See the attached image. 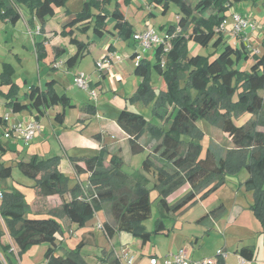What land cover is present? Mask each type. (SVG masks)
<instances>
[{
	"label": "trees",
	"instance_id": "obj_1",
	"mask_svg": "<svg viewBox=\"0 0 264 264\" xmlns=\"http://www.w3.org/2000/svg\"><path fill=\"white\" fill-rule=\"evenodd\" d=\"M112 1L84 0L82 10L71 20L64 22L61 34L69 36L70 42L77 47L76 53L66 60L68 67L75 66L89 49V42L80 39L77 34L79 32L84 34L92 31L99 37L106 32H116L119 38L136 42V31L126 19L123 8L119 5L111 10L108 8ZM151 1L164 5V12L170 2L178 3L180 17L177 25L168 28L164 41L154 45L156 59L144 56L135 65V73L142 80L136 92L127 100L129 103L153 102V114L161 117V121L169 119V126L164 128L161 121L152 123L144 114L128 108L120 111L117 122L129 135L130 148L134 154L144 150L141 139L146 131L158 139L153 154L149 152L142 161L143 171L155 176L153 186H149L150 177H143L141 172H136V179H132L123 170L124 162L118 155H112L109 166L105 167L104 152L86 159L85 170L90 172V200L78 198L81 192L78 184L69 189V178L56 167L59 156L42 158L34 155L28 162L20 161V169L36 180L35 187H39L44 196L63 195L71 190L73 197L63 202L62 211L72 222L83 226L93 218L97 210L103 209L111 217V221L105 224L110 236L126 231L146 241L151 233L146 230L144 221L152 213V190L158 191L163 213L178 212L191 204L198 195L201 194L204 198L219 188L225 183L228 173H236L245 167L250 173L245 183L248 188L255 190L253 211L264 224V119H261V127H258L252 116L245 124H238L235 120L239 114L246 112L255 116L257 112L264 110V52L259 55L260 51L256 52L251 48L243 39L244 34L241 35V43H229L224 31L220 29L229 8L241 2L256 5L263 0H197L195 4L189 0ZM66 2L67 0H0V18L15 24L21 18L19 5L24 4L31 15L30 27L34 28L38 21L40 29H43ZM208 11L210 12L207 13ZM168 36L171 44L167 45L165 41ZM190 41L202 46L212 45L214 50L208 56L191 55ZM35 47L38 60H42L47 53L44 40L36 41ZM62 52H65L63 47L56 48L57 55ZM137 54L136 52L132 56L136 58ZM250 55L253 56L254 63L249 71L236 67L240 59L250 58ZM153 68L162 79H159L158 85L165 83V89L161 88L158 93L151 84ZM13 72L12 67L6 69L2 78L3 82L10 84L5 94L8 105L14 112L31 106L40 108L43 103L61 104L64 108L71 106V98L66 93L58 94L51 88L41 90L38 85L30 87V103L24 104L17 94L18 85L11 78ZM182 80L187 82L185 87L180 83ZM52 83L53 81L48 82L49 87ZM192 90L197 91L196 96L192 95ZM64 117V110L57 115L60 122ZM201 118H209L217 123L232 139L235 147L224 149L212 145L207 147L206 154L202 156V145L199 143L201 130L197 126ZM152 155L158 156L162 162L160 166H156ZM75 167L78 172L84 169L77 164ZM11 174V166L1 165V177H10ZM183 183L190 185L189 192L175 203H170L168 196ZM2 191L4 197L0 202V213L9 236L18 248L19 256L30 246L45 243L46 264H84L80 256L82 243L71 254H56L59 248L57 233L61 230V223L56 217L29 216V203L23 191L16 187L11 191ZM222 210L220 205L207 216H218ZM160 230H166L162 222L156 228V231ZM5 235L4 229H1L0 248L9 261L8 253L16 252L12 250L11 242L2 241V236ZM240 254L250 260L253 249L244 247ZM112 263L120 264L115 257Z\"/></svg>",
	"mask_w": 264,
	"mask_h": 264
},
{
	"label": "crops",
	"instance_id": "obj_2",
	"mask_svg": "<svg viewBox=\"0 0 264 264\" xmlns=\"http://www.w3.org/2000/svg\"><path fill=\"white\" fill-rule=\"evenodd\" d=\"M232 7L235 8L236 12L249 16L256 23L257 21L259 22V19L264 21V0L256 5L250 2H241ZM54 17L58 19L57 24L55 22L52 26H48L49 22L47 21L44 28L36 32L33 31L40 28L38 26L40 23L36 21L35 28L30 27L29 23H27L30 34L33 33V36L35 34V37L31 39V45L34 47L33 52L36 58V41L44 40L47 50L46 56L42 60H38L37 58L39 79L34 80V83L30 82L27 76L28 72L24 69L23 72H20L21 81L16 78L19 64L23 66V58L19 52L14 47L8 51L0 49V167L1 165L11 166L12 174L10 177H12V168L14 166L19 167L20 161L28 162L34 155L42 158L59 156L60 158L56 164L57 169L69 178V189H72L77 184L80 186L82 193H79L78 198H82L84 188L88 185L87 179L90 176V172L85 170L87 158L104 152L105 167L109 166L112 155L120 156L124 162L123 166L128 161L126 157L121 155L124 152V147H126L122 145V142L125 144L129 143V135L117 122L120 111L126 108L135 110L140 103L147 107H151L154 103L145 104L140 101L129 103L127 100L129 96L136 92L142 80L135 73L136 58L132 54L137 52L142 56L143 50L141 47H137L138 45L134 40H132L134 45L133 52L127 55L124 61L117 62L119 60H115L112 66L100 70L99 73L94 72V69H90L89 72L85 71L90 76L92 88L97 91V98L91 97L84 89H80L86 94L83 98H77L71 93L75 85V74L77 72H70L75 66L68 67L66 60L76 53L77 47L70 42L69 36L61 34L62 26L69 19V16L65 12L60 13L58 11ZM28 18H30V15ZM1 21L5 22L4 29L8 26L15 27L19 22L13 25L12 22L6 19H2ZM232 23L233 19L230 22V32H228L227 41L233 44L241 43L242 37L233 35L231 31ZM260 25L261 29H259L257 23L256 30L252 29L247 34L245 33L246 35H250L248 36L250 41L253 37L258 38L261 36V38H264V25ZM96 37L115 39L106 44V49L104 48L102 54L99 56L100 58L118 51L116 38L119 37L116 35V32H106L102 37ZM50 45L52 46V51L48 48ZM25 47L27 48L28 45H25ZM57 47H63L65 52L57 55ZM250 47L256 49L252 44ZM88 50L91 51L90 47ZM152 50L155 52L154 46L149 48L147 54ZM258 51L260 50L258 49ZM147 54L144 56L147 57ZM42 62L49 65L47 70L46 68L44 69V81L42 80L43 71H41ZM6 63L10 65H5ZM11 67L14 70L11 78L18 85L17 94H19L24 104L30 103V98L28 97L30 87L38 85L41 90L51 88L58 94L66 93L71 98V106L68 105L64 108L61 104L43 103L40 105V108L31 106L22 111L14 112L11 106L8 105V98L5 94L10 84L3 82L2 78L3 72L6 69H11ZM59 69H65V73L71 75L72 80L67 82L59 77ZM49 81H53L50 87L48 85ZM77 88L79 89V87ZM63 110L65 111V117L60 122L57 115ZM7 114L10 116L12 122L35 120L40 125L38 134L29 142H26L17 131L12 132L10 137H6L8 123L4 121L3 116ZM147 135L149 136L148 138ZM149 138L152 140L149 141ZM141 143L144 146V150L140 154L144 155V153L153 152L154 147L152 146L154 143H158V139L153 138L146 131L141 139ZM132 154V158H137V154L139 153L134 154L132 152ZM76 164L83 167V171L78 172L75 167ZM243 170H246L245 175L240 177ZM21 172L23 173L22 170ZM136 172H141L143 177H146V175L149 177L153 176L154 179L150 178L149 183L155 181L154 174H146L143 171L142 165H139L133 172L127 173L135 180ZM230 175L238 176L236 184L229 185L228 176ZM249 176L250 173L245 167H242L236 173H228L225 183L219 188L204 198L201 197V194L198 195L191 204L178 212L163 213L159 205V216L155 219L153 227L149 228L148 221L152 218V209L151 216L144 221L146 230L151 233L150 238L146 241L126 231L116 232L113 236H110L105 229V224L106 222H110L111 218L103 209L97 210L93 216L94 220H97V228L94 226L93 218L83 226H79L77 223L72 222L62 211L63 202L69 201L73 197L71 190H68L63 195L53 194L44 196L40 193V188L35 187L36 180L31 177L34 182H28L27 184L33 191L32 201L31 203L28 202L29 212L35 215L48 213L56 218L58 216L62 218L64 224L63 226L61 225V230L57 233L59 248L56 254L61 256L71 254L72 250L82 243L80 256L84 264H113L112 260L114 257L119 259L120 264H154L153 258H157L156 264H162L159 259L160 257L170 252H176L181 248H185L193 259L212 258L213 262L211 264H264V224L253 211L252 205L255 203L256 198L255 190L248 188L245 183ZM10 177L3 178L0 176L1 190L11 191L14 187H20L15 184L10 185ZM225 186H230L233 192H235V194L232 192L233 197L231 196L230 198L229 196L227 201L225 198L219 197L216 205H208V201L216 195V192ZM189 190L190 185L188 184L181 194L176 193L171 198L177 196L176 201H178ZM171 198L168 197V201L175 203L176 201L174 202ZM220 205L223 207V210L218 216H207L210 211ZM204 216L206 217L203 218ZM159 222L165 225L166 230L156 231ZM1 229L4 228L0 227ZM215 231H218L221 236H225V238L223 237L225 239L224 242L215 245V253L212 251L202 252L200 247H202L204 237L210 236ZM2 241L14 244L13 240L7 238L6 235L2 236ZM244 247L253 249L252 259L248 260L240 254V250ZM36 248L32 247L19 256L16 246L15 254L8 253L9 261L6 260L4 252L0 248V261H2V264H46L45 253L47 244L43 243L41 244V248ZM32 252L36 254L35 258L28 259ZM131 257L133 258V262H129V258Z\"/></svg>",
	"mask_w": 264,
	"mask_h": 264
},
{
	"label": "rangeland",
	"instance_id": "obj_3",
	"mask_svg": "<svg viewBox=\"0 0 264 264\" xmlns=\"http://www.w3.org/2000/svg\"><path fill=\"white\" fill-rule=\"evenodd\" d=\"M83 1L84 0H67L66 4L62 7H59L58 11L60 13H63V12L66 13V10L69 11L66 14L69 16V19L71 20L74 16H76L82 10ZM196 1L197 0H189V2H191L192 4H195ZM118 5L123 8V10L126 13V19L134 27L135 30H143L144 28L151 26V27H154L156 29L157 33L162 38L164 36H167V30L171 25H177L178 24V19L180 17L179 16L180 6L176 2H170L169 7L165 12H164V5L157 4L155 2H152L151 0H113L112 4L109 5L108 8L111 10V9H114ZM19 11L22 15H21L20 21L18 20L19 22L17 23V25H15V27L8 26L4 29L5 22L1 21L2 19L0 18V49H3L4 51L5 50L8 51L9 49H12L14 47L15 50L17 52H19V54L23 58V66L19 64L18 74L16 75V78L21 81L20 72H23L24 70H26L28 72L27 76L30 79V82L34 83V80L39 79L38 62H37L36 55L33 52L34 47H32V45H31V39H33V37H35V34L33 36V33L30 34V32L28 31L27 23H29V19H30V18H28L30 15L29 9L24 4H20L19 5ZM209 12L210 11H208L207 13H209ZM234 13H239V12L235 11L234 7L229 8V10L225 12L226 17L224 19V22H225L224 34L226 37L228 35V32H230L229 31L230 30V22H232V19H233V23H234V16H233ZM247 17H249V16H247ZM26 19H28V20H26ZM250 19L253 20L252 18H250ZM57 20H58L57 17L50 18L48 20V22H49L48 26H52L55 22L57 24L58 23ZM253 21L255 22L256 27L255 28H248L246 31V34L249 30H252V29L256 30L257 29V23H258L259 29H261L260 24L264 25V21L261 19H259V22L257 21V23L255 20H253ZM233 23H232V27H233ZM38 26L40 27V25H38ZM36 31H40V28L34 29L33 32H36ZM231 31H232V29H231ZM77 34H78V37L80 39L84 40L85 42H89V44H90L89 47H90L91 51L88 50L87 53L85 54L84 58H82L75 65V68L73 67V69H71L70 72L72 73L74 71L78 72V71H83V70H84L83 72H85V71L89 72L90 69H94V72L99 73L100 70L97 67V61L101 59L99 56L102 54V51L106 47V44L111 42V40H115V39L108 38V37L97 38L92 31H89V32L84 33V34H81L79 32ZM248 36H250V35H246V38H245L246 41L248 42V44L250 46H251V44H252V46L254 45V47L256 48L254 50L256 52H258V49H259L260 50L259 55L263 54V52H264V38H261V36L258 38L253 37L250 41ZM120 39L116 38L118 51L115 52V54H114L115 56L118 55L120 58L115 57L113 62H115V60H119L117 62H122V60L124 61L126 59L125 57H127V55L132 53L133 49H134V45H133L132 40L128 41L125 39H121V40ZM226 41H227V39H226ZM250 42H252V43L250 44ZM166 44L167 45L171 44L169 36L166 40ZM25 45H28V47L26 48ZM48 48L50 51H52L51 45ZM213 50H214V47L212 45L202 46V45L195 43L193 41L189 42V53L191 55L202 54V55L208 56L213 52ZM147 51H149V49H147L146 51H144V50L142 51L143 57L145 54H147ZM68 52H69V49H68ZM153 53L155 54V52H153V50H152L149 54H147V58H153L152 60H155L156 56H154ZM98 58H100V59H98ZM163 59H165V57H163ZM253 59L254 58L252 55H250V58H242L236 64V67L243 69L245 71H249L252 64L254 63ZM61 66H59V67H61ZM45 68L47 70L49 68V65H46L45 62H42L41 63V71H43V73H42V80L43 81L45 80V72H44ZM62 68H64V67L62 66ZM58 75H59V77L63 78L67 82L72 80L71 75L65 73V69H59ZM159 79L162 80L159 77L158 71H156L155 68H153L152 74H151V84L153 85V87L157 93L160 91L161 88L165 89V83H164V86H163V82H162V85H160V86L157 84ZM180 83L183 87H185L187 82L185 80H182V81H180ZM74 84L76 85V82ZM75 85H74L73 89L71 90V93H73L77 98H83L86 95L85 92L80 90V89H82L81 87L76 85L77 87H79V89H78ZM84 90L87 91L90 94V96L92 97L91 93L88 90H86V89H84ZM191 93L193 96L197 95L196 90H192ZM97 96H98V94H97ZM152 105H151V107H147V106H144L142 103H140L138 105V108L135 109V111H139V112L143 113L145 116L148 117V119L152 123H158L159 121L162 120V118L157 117L153 114ZM251 116L255 121H257L258 127L259 126L261 127L262 126L261 119L262 118L264 119V110L261 112H257L255 114V116L251 115L250 113H246V112L239 114L238 116H236L235 120L238 124H245L248 121V119L251 118ZM161 122L163 123L164 128L169 126V119H166L165 121L163 120ZM197 126L201 130V137L199 139V143H201V145H202V153H201L202 156H204L206 154L207 147H211L212 145L215 147H223L224 149L235 147L234 142L228 136V134L225 131H223V129L217 123L211 121L209 118H201L197 122ZM148 137L149 136L147 135V138ZM186 139H187V137H186ZM151 140L152 139L149 138V141H151ZM155 144L156 143H154V145L152 147H154ZM122 145L126 146V147H124V152L121 155H123V157H126L128 160L127 163H125V165L123 166V170L126 172H133L135 169H137L139 167V165H142V161L147 157L148 152L144 153V155L142 153L141 154L139 153V154H137V158H132L133 154L130 150L129 143L125 144L122 142ZM153 158H154V162H155L156 166H160L162 162L159 160L158 156L155 155V156H153ZM12 169H13V176L9 178L10 179V185L15 184L16 186H20L18 188L25 193L26 201L31 203V201H32L31 197H32L33 191L31 190V187H29V185H27V184H28V182H34L33 179L25 176L21 172L20 167H18V166H14ZM245 172H246V170H243L240 177H243V175H245ZM237 177L238 176H236V175L228 176V182L230 183L229 185L236 184V179H238ZM150 178L154 179L153 176H151ZM87 181H88V179H87ZM154 182L155 181H151L149 186L152 187ZM87 184H88L87 187L84 188V193H83V197H82L83 199L89 197L88 189H89V186L91 184L89 182ZM187 185H188V183L181 184L168 197L171 198L172 195H175L176 193L181 194L187 188ZM232 192H233V190L230 188V186L222 187L221 189H219V191L216 192V195L208 201L207 204L211 205V206H213V204L216 205L219 197H223L227 201V198L229 196L231 198V196L233 194H235V192H233V194H232ZM179 194H178V196H179ZM171 199L174 200V202H175L177 200V196H175L174 198H171ZM151 200L153 203L152 204L153 213H152V218H150V220L148 221L149 228L153 227L155 219L159 216L158 215L159 214V204H158L159 203V197H158V191L157 190H152ZM28 215L33 216L35 214L32 212H29ZM38 215H49V214L44 213V214H38ZM58 217H57V219L61 222V225L63 226L64 220L62 218H60V217L58 218ZM92 221L94 222V226L96 227L97 226L96 225L97 220L96 219L94 220V218H93ZM0 227L4 228L3 223H1V221H0ZM5 232H6L7 238L11 239V237L8 236L9 235L8 232L7 231H5ZM180 234H183V233H180ZM223 237L225 238V236H221L218 231H215L210 236L204 237V242H202V245H201L202 247H200L202 249V252L212 251L213 253H215V245H219L220 243L224 242L225 239ZM32 247H37L36 249H39V248H41V244L40 245L39 244L32 245L28 249H31ZM197 249H199V247H197ZM198 251H197V253L200 252V251L199 252ZM35 255L36 254L34 252H32L30 254V256L28 257V259L35 258ZM43 258H44V255H43Z\"/></svg>",
	"mask_w": 264,
	"mask_h": 264
},
{
	"label": "built area",
	"instance_id": "obj_4",
	"mask_svg": "<svg viewBox=\"0 0 264 264\" xmlns=\"http://www.w3.org/2000/svg\"><path fill=\"white\" fill-rule=\"evenodd\" d=\"M234 23L232 27V33L235 36L241 37V35L245 34L248 28H255L256 24L249 17L240 14L234 13ZM220 29L225 30V22L222 23ZM246 36H243V39L246 41ZM134 39L136 40L137 47H141L142 50L146 51L147 49L153 47L159 42H163L164 39L160 37L154 27H147L145 30L137 31L134 34ZM166 43V41H165ZM168 50V47H166ZM115 53H109V55L104 56L100 60L97 61V67L99 70L104 68H108L112 66L113 60L115 57L120 58L118 55L115 56ZM142 58L141 54L138 53L136 57V64ZM76 85L81 87L82 89L88 90L92 97L97 98V92L92 88L90 76L83 72L78 71L75 75ZM3 119L8 123V132L5 134L6 137H10V134L14 131L19 132L23 139L26 142L31 141L39 132L40 125L34 120L29 122H12L10 116L7 114L3 116ZM87 187V186H86ZM85 187V188H86ZM4 197L3 191L0 189V202ZM87 199L90 200V197ZM0 221L3 223L4 230L7 231L4 219L0 213ZM101 226V224H100ZM12 250L16 251V245L13 244ZM162 264H211L213 262L212 258H204V259H193L192 256L188 253L185 248H181L176 252H170L159 258ZM129 262H133V258H129ZM157 258H153V263L156 264Z\"/></svg>",
	"mask_w": 264,
	"mask_h": 264
}]
</instances>
